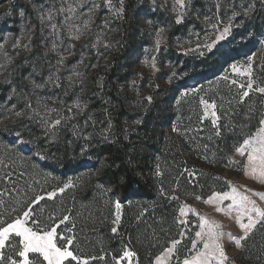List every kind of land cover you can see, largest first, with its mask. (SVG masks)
<instances>
[{
  "label": "rangeland",
  "instance_id": "rangeland-1",
  "mask_svg": "<svg viewBox=\"0 0 264 264\" xmlns=\"http://www.w3.org/2000/svg\"><path fill=\"white\" fill-rule=\"evenodd\" d=\"M41 9L52 12L51 21L40 22ZM225 27L229 32L222 35ZM263 62L264 0H185L183 8L177 0H111V6L107 0H0V131L8 143L34 156L60 142L70 159L78 156L93 169L87 179L95 189L94 149L117 139L120 114L106 82L111 77L128 111L120 121L132 158L146 156L148 177L155 178L162 199L139 197L127 206L141 220L157 209V202H167L171 209L164 213L175 223L153 264L157 257L162 264H183L201 250L203 242L195 235L201 216L221 226L230 260L250 264L254 250V264H264V222L238 249L227 234L243 236L238 217L244 223L248 217L230 198L220 199L224 193L237 200L248 196L264 209V199L257 195L264 193V179L251 174L248 152L236 151L246 139L256 143L264 138V123L230 156L221 143L233 122L241 116L249 119L260 103L264 121V92L259 91L264 88ZM50 75L59 77L60 87L51 82L33 87V81L45 85ZM146 97L152 98L150 103ZM155 114L164 115L161 123H154ZM16 157V162L23 161ZM68 179L65 185L74 187L76 178ZM37 198L34 203L41 200ZM123 213L124 205L116 200L115 226ZM29 219L27 226L36 230ZM69 220L54 226L58 246L61 237L69 240L75 234L73 227L64 226ZM118 263L138 264L132 253L123 254Z\"/></svg>",
  "mask_w": 264,
  "mask_h": 264
},
{
  "label": "trees",
  "instance_id": "trees-1",
  "mask_svg": "<svg viewBox=\"0 0 264 264\" xmlns=\"http://www.w3.org/2000/svg\"><path fill=\"white\" fill-rule=\"evenodd\" d=\"M260 74L264 80V62ZM106 82L118 105V113L123 116L128 111L115 93L112 78H106ZM120 116L116 120L118 132L115 142L100 143L94 149L93 165L97 169L95 189L87 179V174L93 173V169H87L86 160L78 156L70 159L67 149L60 142L39 150L34 156L8 143L4 132L0 131V222L10 223L31 209L29 224L35 228L38 224L41 229H50L67 216L70 220L64 226L73 227L72 232L75 231V234L69 235L72 243L68 248L79 258L71 264H84V261L87 264H119L118 259L127 250L138 264H153L154 258L168 245L165 240L169 239L168 233L173 232L175 223L170 222L171 219L164 213L165 209H171L167 202H157V209L141 220L127 206L130 199L139 197L162 199L155 178L148 177L143 161L146 156L132 158L133 152L125 138ZM262 118L263 106L260 103L249 119L242 116L236 119L231 133L221 139L223 153L230 156L243 138L260 126ZM163 119V114L153 117L154 123H161ZM145 152L142 155H146ZM15 156L23 161L16 162ZM70 176L76 178V185L50 197L49 193L64 187ZM94 191L97 193L94 194ZM40 195L43 199L34 203ZM116 200L124 205L118 226L113 224ZM59 232L62 234V231ZM19 241L6 242L5 259L0 264H8L9 257L17 260L18 264L22 261L23 258L18 256V250L22 248ZM58 243L61 245L63 241L58 240ZM34 255L30 254L29 259H33ZM249 258L250 264L256 262L254 250ZM231 261L232 264H242L236 259ZM65 264L69 262L65 261Z\"/></svg>",
  "mask_w": 264,
  "mask_h": 264
},
{
  "label": "snow or ice",
  "instance_id": "snow-or-ice-1",
  "mask_svg": "<svg viewBox=\"0 0 264 264\" xmlns=\"http://www.w3.org/2000/svg\"><path fill=\"white\" fill-rule=\"evenodd\" d=\"M108 6H111V0H107ZM121 4H123V0H121ZM177 4L183 8L185 4V0H177ZM93 7H98V5H93ZM59 11L63 12L64 9H60ZM68 11H72V9H68ZM118 11L122 12V9ZM22 16L23 12L20 13ZM53 18L52 12L49 11L45 13L42 9L38 10V19L43 24L45 20L51 21ZM177 22H180L179 19ZM151 23V21H148ZM51 27L55 30L56 25H51ZM163 29H161V32ZM229 32V27L224 28V32L222 35L227 34ZM79 35L75 36L74 39H79ZM157 44H159V40H157ZM24 48H28V44L22 45ZM71 47V46H69ZM52 51L56 50V44L53 43ZM64 58L61 57L58 63H63ZM152 67H155V64H152ZM236 67L233 66V71H236ZM251 70V65L249 64V71ZM78 75V74H77ZM54 83L56 87H60L59 77L56 76L55 79L53 75L48 77V81L45 82V85L36 84L34 81L33 87L40 88L42 86H46L47 83ZM72 83L70 79V84ZM251 87V83L248 85ZM259 91L264 92V88L259 89ZM245 96L248 95L247 92L244 93ZM149 103L151 102V97L145 98ZM214 107V105H212ZM77 107H80L77 105ZM71 110V109H69ZM20 113H17L19 115ZM140 121H137L139 123ZM61 123L60 120H56L55 124L59 125ZM264 123V121H261ZM219 135V133H217ZM236 151L241 155L248 152V167L251 170V174L257 175V178L264 179V138L260 139L256 143H252L250 140H244L243 144L236 148ZM68 187V185H65ZM63 188L60 189L63 192ZM235 189H233V193H235ZM55 193H49V196H54ZM220 196V194H216ZM261 199H264V193H257ZM231 199L233 204H238V211L242 213V215H247L248 221L244 223L240 217H238L239 226L244 230L243 236L240 238L234 237L231 233L227 235L231 240H234L235 246L239 249L242 248L243 245L241 243L242 240H246L249 234L256 228L258 223L264 222V209L256 205V202L250 200L248 196H240L239 200L235 195L229 196L228 193H224L220 196V199ZM37 199H43V197H38ZM208 203L213 202V198L209 197ZM251 204V209L248 208V205ZM116 207H120V203H116ZM232 205H229V209H231ZM217 211H226L222 208H217ZM183 212V210H181ZM31 209L23 212L22 217L18 216L12 220L10 223L0 222V261L5 259L4 249L6 248V242L9 241V237H19L22 238L19 241V244L22 245V248L18 250V256L22 257V261H19V264H44L46 261L47 264H65V261H68L71 264V261H78L79 258L74 255V253L69 250L66 245H70L72 243L71 239L64 241L63 237L61 240L63 243L58 246L57 244V231L55 227H52L50 230H43L36 224V230L32 227L27 226V221L30 217ZM252 213L256 214L257 218H254ZM67 220L68 217L65 216L63 218ZM200 220L202 223L200 224V231L195 233L196 237H198L203 242V248L197 251L190 258L184 259L183 264H232L229 256L227 255L222 238L226 235L222 230L221 226L215 222L208 220L207 218L201 216ZM63 222V221H62ZM33 223H36L35 221ZM116 229L113 228V232ZM178 241L173 243V247ZM195 241L193 242V247H195ZM173 248L167 249V252H172ZM29 254H35L33 259H29ZM125 256L131 255L129 252L124 253ZM42 257V260L40 259ZM8 264H18L17 260H13L10 257L8 258ZM84 264H87V261H84ZM157 264H162V260L160 257H157Z\"/></svg>",
  "mask_w": 264,
  "mask_h": 264
}]
</instances>
